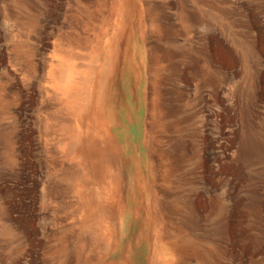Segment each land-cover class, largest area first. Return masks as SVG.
<instances>
[{"label":"rangeland","instance_id":"1","mask_svg":"<svg viewBox=\"0 0 264 264\" xmlns=\"http://www.w3.org/2000/svg\"><path fill=\"white\" fill-rule=\"evenodd\" d=\"M0 264H264V0H0Z\"/></svg>","mask_w":264,"mask_h":264},{"label":"bare ground","instance_id":"2","mask_svg":"<svg viewBox=\"0 0 264 264\" xmlns=\"http://www.w3.org/2000/svg\"><path fill=\"white\" fill-rule=\"evenodd\" d=\"M218 45V44H217ZM234 64V63H233ZM225 68V67H224ZM73 72V71H72ZM188 78V77H187ZM63 83V91L64 95L66 97H72V98H80V99H88V92L85 91V89L79 88L77 85V82L75 80V77L72 73H68L64 78ZM158 84V83H157ZM79 88V89H77ZM88 88V87H86ZM204 95V94H203ZM85 105V104H84ZM212 116V115H211ZM232 124V123H231ZM75 128V127H74ZM217 136V135H216ZM82 143V142H81ZM81 146V145H80ZM225 147V146H224ZM227 150V149H226ZM241 152V151H240ZM173 174V173H172ZM158 182V181H157ZM140 193V192H139ZM79 207V206H78ZM154 209V208H153ZM155 210V209H154ZM94 214V213H93ZM97 230V229H96ZM94 231V230H93ZM94 236V235H93ZM156 238V237H155ZM171 250V249H169ZM163 253V252H162ZM167 254V253H166ZM173 254V253H171ZM174 255V254H173ZM180 257V256H178ZM93 259V258H92ZM170 259V258H169ZM178 260V259H177Z\"/></svg>","mask_w":264,"mask_h":264}]
</instances>
